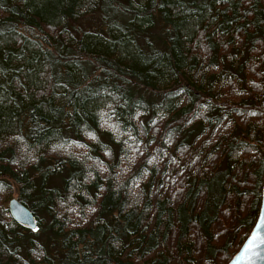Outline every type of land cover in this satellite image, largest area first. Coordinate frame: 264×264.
Here are the masks:
<instances>
[{"label":"trees","instance_id":"trees-1","mask_svg":"<svg viewBox=\"0 0 264 264\" xmlns=\"http://www.w3.org/2000/svg\"><path fill=\"white\" fill-rule=\"evenodd\" d=\"M263 175L264 0H0V264H225Z\"/></svg>","mask_w":264,"mask_h":264},{"label":"water","instance_id":"water-1","mask_svg":"<svg viewBox=\"0 0 264 264\" xmlns=\"http://www.w3.org/2000/svg\"><path fill=\"white\" fill-rule=\"evenodd\" d=\"M9 214L16 223L31 230L37 227V218L17 197L7 201ZM225 264H264V175L258 213L247 236Z\"/></svg>","mask_w":264,"mask_h":264},{"label":"rangeland","instance_id":"rangeland-1","mask_svg":"<svg viewBox=\"0 0 264 264\" xmlns=\"http://www.w3.org/2000/svg\"><path fill=\"white\" fill-rule=\"evenodd\" d=\"M100 19H99V14H93L91 16H87V18H85L84 20H82L80 22V25L82 27H86V26H92L95 25L97 23H99ZM155 97V96H154ZM157 98V96H156ZM11 182V187L7 190H5L3 193H1V198L4 197L5 199L3 200V204L7 207V201L10 197H17V186L10 180ZM43 224H44V220Z\"/></svg>","mask_w":264,"mask_h":264}]
</instances>
